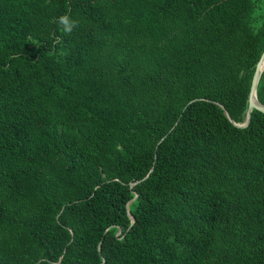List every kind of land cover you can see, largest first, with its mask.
Listing matches in <instances>:
<instances>
[{"label": "trees", "instance_id": "obj_1", "mask_svg": "<svg viewBox=\"0 0 264 264\" xmlns=\"http://www.w3.org/2000/svg\"><path fill=\"white\" fill-rule=\"evenodd\" d=\"M259 2L0 0V264H264Z\"/></svg>", "mask_w": 264, "mask_h": 264}, {"label": "clouds", "instance_id": "obj_2", "mask_svg": "<svg viewBox=\"0 0 264 264\" xmlns=\"http://www.w3.org/2000/svg\"><path fill=\"white\" fill-rule=\"evenodd\" d=\"M261 16H264V0H260L259 4H257L255 10L252 13V22L249 26L252 29L254 35L259 32L262 26H264V20L260 19ZM55 23L59 26L60 31L64 35H71L75 28L78 27V21L74 20L70 14L60 15ZM60 54H64L63 50H61Z\"/></svg>", "mask_w": 264, "mask_h": 264}, {"label": "water", "instance_id": "obj_3", "mask_svg": "<svg viewBox=\"0 0 264 264\" xmlns=\"http://www.w3.org/2000/svg\"><path fill=\"white\" fill-rule=\"evenodd\" d=\"M264 53V51H263ZM264 63V54H261L259 61L256 64L255 72L252 77L251 81V87H250V92H249V99H248V111H247V116H246V121L242 125H236L238 127H245L247 126L249 119H250V112L252 109H257L261 112L264 113V106H262L259 101L257 100L256 97V87L260 78V75L264 69V66L262 68V65ZM262 68V69H261Z\"/></svg>", "mask_w": 264, "mask_h": 264}, {"label": "bare ground", "instance_id": "obj_4", "mask_svg": "<svg viewBox=\"0 0 264 264\" xmlns=\"http://www.w3.org/2000/svg\"><path fill=\"white\" fill-rule=\"evenodd\" d=\"M263 66H264V63H263V65H262V68H263ZM262 68H261V69H262Z\"/></svg>", "mask_w": 264, "mask_h": 264}]
</instances>
